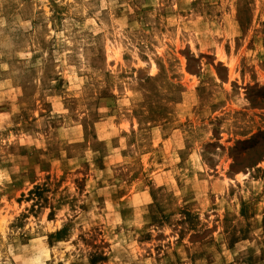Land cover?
Wrapping results in <instances>:
<instances>
[{
    "label": "rangeland",
    "instance_id": "obj_1",
    "mask_svg": "<svg viewBox=\"0 0 264 264\" xmlns=\"http://www.w3.org/2000/svg\"><path fill=\"white\" fill-rule=\"evenodd\" d=\"M0 264H264V0H0Z\"/></svg>",
    "mask_w": 264,
    "mask_h": 264
}]
</instances>
